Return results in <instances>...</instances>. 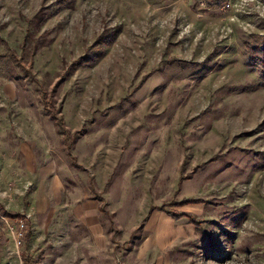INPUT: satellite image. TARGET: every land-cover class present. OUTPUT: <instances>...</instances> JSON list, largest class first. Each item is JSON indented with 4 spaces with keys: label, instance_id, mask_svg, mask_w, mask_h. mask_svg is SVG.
<instances>
[{
    "label": "rangeland",
    "instance_id": "1",
    "mask_svg": "<svg viewBox=\"0 0 264 264\" xmlns=\"http://www.w3.org/2000/svg\"><path fill=\"white\" fill-rule=\"evenodd\" d=\"M203 2L0 0V264H264V0Z\"/></svg>",
    "mask_w": 264,
    "mask_h": 264
},
{
    "label": "trees",
    "instance_id": "2",
    "mask_svg": "<svg viewBox=\"0 0 264 264\" xmlns=\"http://www.w3.org/2000/svg\"><path fill=\"white\" fill-rule=\"evenodd\" d=\"M242 45L244 47V55L248 58V66L258 73L259 80L264 85V37L251 36L249 40L243 41ZM11 57H13L11 60L16 65L18 64L17 67H19V61L15 58V55H11ZM23 262L28 264V260Z\"/></svg>",
    "mask_w": 264,
    "mask_h": 264
},
{
    "label": "built area",
    "instance_id": "3",
    "mask_svg": "<svg viewBox=\"0 0 264 264\" xmlns=\"http://www.w3.org/2000/svg\"><path fill=\"white\" fill-rule=\"evenodd\" d=\"M204 1L205 2H203L202 4L203 7H205L206 2H219L220 10L222 12H227L233 9L236 0H204Z\"/></svg>",
    "mask_w": 264,
    "mask_h": 264
}]
</instances>
